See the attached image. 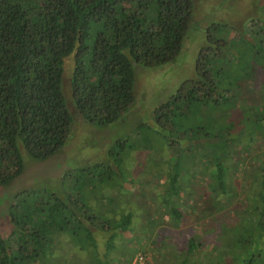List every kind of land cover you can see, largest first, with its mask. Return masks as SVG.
<instances>
[{"label": "trees", "instance_id": "trees-1", "mask_svg": "<svg viewBox=\"0 0 264 264\" xmlns=\"http://www.w3.org/2000/svg\"><path fill=\"white\" fill-rule=\"evenodd\" d=\"M195 1L0 0V189L27 160L43 161L68 143L75 117L63 89L66 58L74 61L71 93L81 117L102 126L122 120L134 103V64L174 60ZM206 32L194 76L153 112L163 138L157 168L167 179L154 192L157 211L177 231L160 236L159 216L149 213L144 237L162 246L143 250L131 234L133 207L99 217L81 192L92 164L77 168L64 195L27 188L10 196L0 264H61L70 253L84 260L71 264H110L132 227L124 264L137 253L142 264H264V19L241 28L213 22ZM147 145L137 150L153 149ZM60 233L73 245L63 249Z\"/></svg>", "mask_w": 264, "mask_h": 264}, {"label": "rangeland", "instance_id": "rangeland-1", "mask_svg": "<svg viewBox=\"0 0 264 264\" xmlns=\"http://www.w3.org/2000/svg\"><path fill=\"white\" fill-rule=\"evenodd\" d=\"M260 2H264V0L195 1L194 21L189 26L185 38H183L179 54L174 60L160 67L134 64V103L132 108L122 120L104 126L85 121L75 110L70 84L74 61L72 57L66 58L64 61L63 89L69 109L75 117L71 135L68 138V143L60 152L43 161L27 160L23 173L13 180L9 187L0 189L1 233L5 236L8 234V204L11 195L27 188L37 191L44 189L47 191L59 190L64 195L69 192L70 183L78 173L77 168L93 164L90 168L91 174L94 176L90 179L86 189L81 190V192L85 195V199L88 197V202L90 201L89 203L97 211L98 216L103 218L118 217L120 213L128 211L130 209L128 207L131 206L134 208L137 220H135L136 224L134 230L132 227L133 233L131 234L138 237L141 244L140 249L147 250L148 247H151L152 250H155L157 247H161L162 245L151 244L153 235H149V238L144 237L145 230L143 228L149 220L147 219L148 214L154 215L156 213L159 216V224H157L161 228L160 236L162 232L177 230L167 215H164L162 211H157L159 198L154 192L159 187L163 192L164 181L167 179L161 176V166L157 168L160 152H156V148L162 145L163 138L153 130L155 129L153 112L160 103L176 93L182 82L194 76L198 53L207 44L206 28L211 26L213 22L228 23L235 28H241L251 17L256 16L264 19V5ZM138 129L143 131L140 140H136L139 134ZM133 142L137 143V148L132 146ZM146 143H148V147L153 149L137 150L145 146ZM107 164L112 165L115 172L109 171ZM88 169L83 172L82 177L89 176L86 175ZM96 174L100 178L102 177L101 180L104 182H100ZM136 191L138 193L146 192L147 195L135 197ZM197 192L200 193V189ZM104 194L112 197V205L111 201L108 200L109 198L106 195L103 196ZM128 198L131 201L128 202ZM136 203L139 205L138 208ZM150 220L156 219L151 218ZM132 230L125 232L124 240L121 241L122 246L117 249L121 256L120 260L116 261L110 258V264L125 263L128 257V233ZM58 235L57 243L62 245L63 249L64 244L73 245L64 233ZM103 236L106 239L107 234ZM133 242V240L130 241V244ZM60 246L57 252L63 251ZM70 255L73 258L63 257L61 264H71L74 260L77 262L84 261L76 257V254L70 253Z\"/></svg>", "mask_w": 264, "mask_h": 264}, {"label": "built area", "instance_id": "built-area-1", "mask_svg": "<svg viewBox=\"0 0 264 264\" xmlns=\"http://www.w3.org/2000/svg\"><path fill=\"white\" fill-rule=\"evenodd\" d=\"M143 258L141 253H137L131 264H142Z\"/></svg>", "mask_w": 264, "mask_h": 264}]
</instances>
